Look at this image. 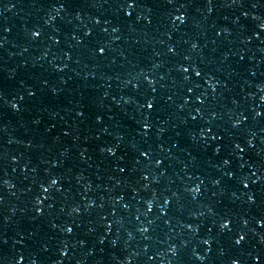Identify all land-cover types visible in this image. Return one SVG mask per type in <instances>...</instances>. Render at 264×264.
Listing matches in <instances>:
<instances>
[{
	"label": "water",
	"instance_id": "obj_1",
	"mask_svg": "<svg viewBox=\"0 0 264 264\" xmlns=\"http://www.w3.org/2000/svg\"><path fill=\"white\" fill-rule=\"evenodd\" d=\"M140 3L126 17L117 0H0L3 264H264V0Z\"/></svg>",
	"mask_w": 264,
	"mask_h": 264
},
{
	"label": "snow or ice",
	"instance_id": "obj_2",
	"mask_svg": "<svg viewBox=\"0 0 264 264\" xmlns=\"http://www.w3.org/2000/svg\"><path fill=\"white\" fill-rule=\"evenodd\" d=\"M166 2H167V4H169V5H173V4L176 3V0H166ZM211 3H212V0H208V4L211 5ZM117 6H118L122 11H124V14H125L126 17H130L131 14H132V13H131V10H132V9H135V8L142 7V4L140 3V0H117ZM63 7H64V5H63V4H60L59 7L56 8V11H59V10H60L61 8H63ZM184 7H186V5L183 4V3H181V4L179 5V8H181V9L184 8ZM209 10H210V9H209ZM177 11H179V9H177ZM184 19H185V16H184V15H176V16L174 17V20H175V21L183 22ZM105 22L107 23V21H105ZM96 23L99 24L100 21L97 20ZM259 27H260L261 29H264V24H260ZM3 30H4V31H8L7 28H4ZM112 30H113V32L118 31L117 28H113ZM104 31H106V29H104ZM40 34H41V33H40L39 31H32V33H31L32 37H34V38L39 37ZM88 34H90V33H86V35H88ZM257 38H259V37L257 36ZM78 43H79V41H78ZM106 47H107V45H99V44H98L96 47H94V48L92 49V53H93V55L96 54L97 50L99 51V53H100L101 55L104 54ZM196 47H197V45H196L195 43L192 44V48H196ZM168 51H169V52H172L173 49H172V48H169ZM185 59H187V57H185ZM182 71H183L184 73H187V72H189V68H182ZM191 71H192L197 77H199V76L201 75V72H200L196 67H192V68H191ZM184 78H185V79H188L187 76H185ZM149 83H151V81H149ZM210 86H211V85H210ZM53 92H55V90H53ZM27 94H28L29 97H31V96H34V95H35V92H34V91H28ZM21 99H23V97H21ZM197 100H198L200 103H203V101H202L199 97L197 98ZM261 100H264V97H261ZM6 103H7V102H6ZM142 106H145V107H147L148 109H152V108L154 107V101L145 100V103H144V105H142ZM11 108L14 109V110H19L18 107H17V104H16V103H11ZM196 111L199 112L200 109H196ZM77 115L80 116V115H82V113H79V112H78ZM261 115H262L261 112H255V116H256V117H259V116H261ZM192 119H195V117H192ZM211 119H215V113L212 114L210 120H211ZM99 120H100V117H97V121H98V122H99ZM240 122H241L240 120L235 121V122L233 123L232 127H234V128L237 127V126L240 124ZM150 126H151V125L149 124L148 121H144V122H143L142 127H143V129H144L145 132H147V130L150 128ZM208 134H212V129H211V128H208L206 132H203V131H202V133H201V139H204ZM212 139H213V140H218V141H219V140H222V139H223V135L212 134ZM247 143H248V147H251V146H252L250 140H249ZM221 147H222V145H219V144H218V145L213 149V152H214L215 154H219L220 151H221ZM232 149H233V152H234V154L237 156L238 159H243V153H244L245 149H244L243 147H241L240 143H232ZM100 151H101V152H107L109 155H115V151H116V150H115V148L107 147V148H101ZM139 155H140V156H143V157H145V158H147L148 153H147V151H141V152L139 153ZM155 163H156L157 165H159V164L161 163V161H160V160H156ZM229 164H230V159L225 158V159L222 160V165H224V166H228ZM241 167H243V165H241ZM120 171H121V172H124L125 169H124V168H120ZM252 175L255 176L256 173L253 172ZM225 176H226L229 180H231V179H233V178H236V173H235V172H231V171H229V172H226V173H225ZM143 179H144V180H147V179H148V176H143ZM197 179L199 180V177H197ZM247 179H248L247 177H239V178H238V182H239L240 184H242V186H243L245 189H247V188L249 187L248 183L245 182ZM3 183H4V185H6V186H11V185H9V182H8L7 180H4ZM57 183H58V179H51V180L49 181V185H48V187H44L43 184H41L40 187L42 188V190H43L44 193H47V192L49 191V188L52 187L53 185H56ZM199 183H200V184H203L204 181H203V180H199ZM212 183L215 184V185H220L221 180H220V179H214V180L212 181ZM253 183H255V181H253ZM188 191L190 192L192 198L195 199L196 196L200 193L201 188L199 187V185H197V186L191 187L190 189H188ZM45 198H47V197H45ZM121 198H122V197H121ZM164 202H165V204H167V203H168V200H165ZM248 202H249V203H255V200H254L253 196H251V195L248 196ZM39 203H40V201L37 200V204H39ZM147 204H148V210L151 211V209H152V201H148ZM36 211H37V213H41V212H42V209H40V208L38 207V208L36 209ZM73 211H74V212H75V211H79V209L74 208ZM245 223H246V221H245ZM256 223H257L258 225H264V218L258 219V220L256 221ZM229 225H230V221L225 217V218H223L222 221L220 222L219 227H220V229L223 231V230H225V229H228V228H229ZM63 231L66 232V233H71V232H72V228H71V227H67V226H65V227L63 228ZM140 231H141V232H147L148 229H147V228H141ZM209 231H211V229H209ZM245 238H246L245 235H238L237 238L233 241V243H234L235 245H241V244L245 241ZM6 243H7V241L4 240L2 236H0V244H6ZM204 243H205V244H208L209 241H208V240H205ZM44 250L47 251L46 248H45ZM60 254H61V256H63V255H65L66 253H65L64 250H61V253H60ZM21 259H23L22 256L20 257V259H18V260L16 261V264H20V260H21ZM197 259H203V257H197ZM252 259L255 261V264H261V262H260V257H259V256L252 257ZM0 264H3V261H0ZM31 264H36V261L33 260V261L31 262ZM231 264H239V261L236 260V259H233L232 262H231Z\"/></svg>",
	"mask_w": 264,
	"mask_h": 264
}]
</instances>
